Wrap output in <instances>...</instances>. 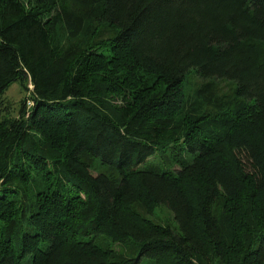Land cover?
<instances>
[{
  "label": "trees",
  "instance_id": "obj_1",
  "mask_svg": "<svg viewBox=\"0 0 264 264\" xmlns=\"http://www.w3.org/2000/svg\"><path fill=\"white\" fill-rule=\"evenodd\" d=\"M0 264H264V0H0Z\"/></svg>",
  "mask_w": 264,
  "mask_h": 264
},
{
  "label": "rangeland",
  "instance_id": "obj_2",
  "mask_svg": "<svg viewBox=\"0 0 264 264\" xmlns=\"http://www.w3.org/2000/svg\"><path fill=\"white\" fill-rule=\"evenodd\" d=\"M3 97H5V100L11 103L12 106H15L17 101L23 97V93L19 89V84H17V82L11 83L10 87L4 91Z\"/></svg>",
  "mask_w": 264,
  "mask_h": 264
}]
</instances>
